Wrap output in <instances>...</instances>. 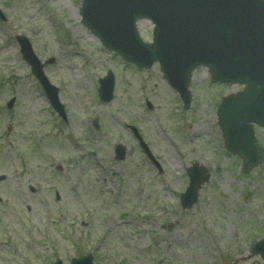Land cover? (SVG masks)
Segmentation results:
<instances>
[{
	"label": "rangeland",
	"instance_id": "obj_1",
	"mask_svg": "<svg viewBox=\"0 0 264 264\" xmlns=\"http://www.w3.org/2000/svg\"><path fill=\"white\" fill-rule=\"evenodd\" d=\"M80 3L0 0V264H69L89 253L94 264L260 263L248 248L264 238V162L242 174L216 123L220 97L235 89L211 84L198 68L184 110L157 65L139 70L101 47L80 23ZM138 26L150 41V23ZM17 34L42 63L54 58L43 71L59 88L67 121L20 59ZM108 69L114 98L99 104L97 80ZM255 132L264 148V129ZM117 145L126 148L121 160ZM195 161L211 177L182 210Z\"/></svg>",
	"mask_w": 264,
	"mask_h": 264
},
{
	"label": "water",
	"instance_id": "obj_2",
	"mask_svg": "<svg viewBox=\"0 0 264 264\" xmlns=\"http://www.w3.org/2000/svg\"><path fill=\"white\" fill-rule=\"evenodd\" d=\"M241 1L247 3L244 9H232L220 22L217 19L219 10L209 7L207 0H85L80 13L85 17L83 22L104 45L126 60L140 67H150L153 61L159 60L164 76L181 93L185 107L190 101L186 91L190 74L199 65L207 66L216 80L245 84V91L224 99L218 115L226 147L243 157V170L247 171L263 159L262 151L254 145L250 122L264 125V93L259 91L260 81L264 84V46L256 42V37L239 34L245 26L246 15H251L253 23L262 20L260 11L264 18V0ZM99 7L101 11L97 16ZM88 15L94 20L92 23L86 18ZM145 16L157 24L153 43L146 46L141 45L134 26L137 18ZM230 32L238 35L230 38ZM21 41L23 53H30L28 43ZM240 53H249L254 59L239 61ZM178 71H182L180 77L175 75ZM38 78L53 107L62 114L56 94L42 80L41 74ZM113 84V75L108 71L107 76L100 79V103L112 98ZM202 172L196 177L198 171L189 170L191 184L182 195L184 208L196 201L200 183L207 178ZM258 251L264 259V243ZM83 263L91 264L90 258L72 259L70 264ZM55 264L61 262L57 260Z\"/></svg>",
	"mask_w": 264,
	"mask_h": 264
}]
</instances>
